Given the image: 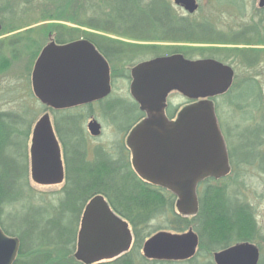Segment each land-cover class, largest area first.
<instances>
[{
  "label": "trees",
  "instance_id": "16d2710c",
  "mask_svg": "<svg viewBox=\"0 0 264 264\" xmlns=\"http://www.w3.org/2000/svg\"><path fill=\"white\" fill-rule=\"evenodd\" d=\"M107 1L111 16L105 18V23L90 17L79 23L81 30L57 25L52 31L55 33L54 41L64 44L74 40L75 34L80 33L81 38L90 41L112 68L120 60H123L122 65L130 64L132 59H123L121 48L134 46L116 41L108 35L149 43L144 48L156 56L178 53L186 59H193L192 55L199 52L203 56L201 58L223 61L231 55L247 67L257 63L254 54L264 53V50L252 48L257 44L247 38L228 41L211 25L196 22L190 15L177 14L165 0ZM261 22H264V17ZM158 43L176 45V51L160 54L156 51L160 48ZM261 45L264 46V40ZM5 48L3 41H0V65L4 62ZM39 50L40 46L37 45L34 58L38 56ZM249 85L254 91L256 87L253 82ZM232 90L233 85L223 96L230 95ZM134 109L137 118L143 116L135 104ZM28 110V107L21 109L17 114L0 112V227L6 235L20 242L13 264H82L73 258L80 217L87 202L96 195L105 198L111 210L130 225L133 234L132 247L127 253L113 261L98 264L143 263L140 251L144 241L161 230L150 229V223L156 217H162L166 223L165 228L170 231L183 233L191 229L198 236L196 255L187 264H203L202 260H197L198 255L202 258L206 252V255L211 256L214 252L240 242L256 244L262 252L258 264H264V235L260 234L247 204L230 196L225 182L231 172L221 179L209 177L201 181L197 186L196 213L192 216L178 215L174 210L175 195L168 190L145 183L132 170L120 173V169L110 163L109 159L105 161L96 157L92 162L85 161L82 123L81 161L75 166L66 165L65 183L55 193L54 202L48 196L38 195L28 184L25 146L29 127L36 115L26 122L24 115H27ZM40 112H45V108L41 107ZM253 135L254 142L239 144L238 150L264 152V113ZM240 137L241 133L238 139ZM234 149L227 152L231 171L233 159L236 158ZM263 154L253 157L249 153H242L237 166L256 162L259 170L264 173L261 167ZM256 158L260 159L261 166ZM4 209H8L6 215Z\"/></svg>",
  "mask_w": 264,
  "mask_h": 264
},
{
  "label": "water",
  "instance_id": "95a60500",
  "mask_svg": "<svg viewBox=\"0 0 264 264\" xmlns=\"http://www.w3.org/2000/svg\"><path fill=\"white\" fill-rule=\"evenodd\" d=\"M187 14H194L196 0H173ZM264 7V0H258ZM1 30V26H0ZM234 72L213 59L188 60L180 54L158 57L131 71V96L146 113L130 133L133 168L143 180L171 191L182 215L197 211L196 187L205 178L220 179L229 172L225 145L210 99L228 91ZM32 90L45 107L67 106L99 100L109 93L107 63L87 41L66 45L53 42L38 55L31 75ZM177 92L194 103L184 107L175 121L164 115L167 96ZM91 135L99 134L95 121L88 124ZM30 177L48 186L63 180L59 151L49 116L35 123L30 144ZM131 234L100 195L84 207L73 255L82 264H96L126 252ZM198 237L189 230L182 234L158 232L143 244V256L157 261H183L194 256ZM17 238L0 227V264H13L19 252ZM259 251L248 242L213 254L214 264H257Z\"/></svg>",
  "mask_w": 264,
  "mask_h": 264
},
{
  "label": "rangeland",
  "instance_id": "374dc122",
  "mask_svg": "<svg viewBox=\"0 0 264 264\" xmlns=\"http://www.w3.org/2000/svg\"><path fill=\"white\" fill-rule=\"evenodd\" d=\"M25 1L0 0V24L2 25L0 41H3L4 46H6L3 49L4 62L0 65V112L17 114L21 112V109L25 110L28 107V113L24 115L26 122H29L36 113L29 127L25 146L28 184L38 195L48 196L47 198L54 202L55 193L60 190V186H40L35 184L30 177L31 132L34 124L44 114V112H40L42 106L31 90V71L37 58V56L34 58L35 50L38 45L40 46L39 52L41 51L48 43L49 34L57 25L81 29L78 26L79 23L90 17L105 23L107 20L105 18L111 16V11L107 0H28L27 4ZM165 1L174 8L177 14L189 16L183 9L175 7L172 0ZM196 2L198 9L190 15L196 22L211 25L215 30L222 33L228 41H239L247 38L250 42L257 44L252 48L258 51L264 50V46L261 45L264 40V22H261L264 17V7H258V0H196ZM68 20L72 22L70 23ZM175 47L177 46L172 44H162L156 51L160 54H166L176 51L174 50ZM139 49L135 48V50ZM195 53L192 55L194 59L203 57L198 54L199 52ZM254 55L258 60L253 67L244 66L240 61L230 57L231 55L228 59L221 61L233 69V90L230 95L216 96L212 105L226 152L235 148L233 151L237 158L233 159V170L225 182L229 194L235 200L238 199L247 204L248 208L251 209L253 218H255L260 234L264 235V173L259 170L256 162L252 165L239 164L237 166V160L241 159L242 153H249L253 157H256V154L264 153L261 150L255 152H253L254 150L241 151L237 147L239 144L254 142L253 131L256 129V125L261 123V115L264 113V53ZM113 68L112 97L128 100L130 81L126 77L129 68L123 67L121 64H116ZM124 72L126 77L122 78ZM250 82H253L256 87L254 91L253 87L249 85ZM167 103L171 105L172 109L178 110L186 105L187 100L180 94L173 93L168 97ZM92 114L103 125L104 131L100 138L89 139L87 149L92 150L96 146L109 149L115 139L112 136L111 126L104 123L99 110H93ZM124 122V124L130 122V118L125 119ZM239 133H241V137L238 139ZM257 160L261 166L260 159ZM261 167L264 168V158ZM6 211L8 209H4L5 215L7 214ZM165 227L166 223L162 217H156L150 223V229L160 228L163 231H170ZM204 254L202 258L198 255L197 260H202L203 264L206 262L213 264L212 255H206V252ZM260 255H262L261 251ZM141 264L156 263L144 261Z\"/></svg>",
  "mask_w": 264,
  "mask_h": 264
},
{
  "label": "flooded vegetation",
  "instance_id": "af4514ba",
  "mask_svg": "<svg viewBox=\"0 0 264 264\" xmlns=\"http://www.w3.org/2000/svg\"><path fill=\"white\" fill-rule=\"evenodd\" d=\"M2 27V25H1ZM79 29V28H78ZM77 30V29H74ZM81 30V29H79ZM2 31V28L0 32ZM76 37L74 40L70 42H66L64 44H57L54 40L55 33H50L48 36V43L53 42L56 45H66L70 44L73 42L77 41H88L84 38H81V34L77 33L75 34ZM110 38H113L116 41L128 44V45H133V48H128L123 46L121 48L123 51L121 53L123 59L125 58H131L130 64L123 65V67L129 68V73L126 77V70L122 75V78L126 77L129 82V99L124 100L120 98L112 97L113 93V82H114V75H112V71L114 68H112L109 65V62L104 58V56L98 51V49L90 42L88 41L98 52V54L102 57L104 61H106L107 66L109 68V93L99 99V100H93L89 101L86 103L82 104H76L72 106H67L62 109H54L52 107H47L45 108V113L48 114L50 124L52 131L54 133V137L57 143V148L59 151V160L62 165V173H63V180L59 184H53V185H48L49 186H60V188L63 187L65 183V175L67 172V164H70L71 166H75L77 162L81 161V123H82V131H83V144H82V149L84 150V155H85V161L87 162H92L96 157H99L103 160H110V163H114L116 168L120 169V173H124L127 170H132L133 169V157H132V151L128 145V138L131 133V131L142 121L146 118V113L140 111L139 105L134 101V99L131 96V91H130V86L132 83V76H131V71L133 68L136 66L148 62L150 60L156 59L158 57H163L164 55H154L155 53L153 52L151 54L148 49L144 48V45H149V43H144L141 41H137L135 39H129V38H124V37H118V36H110ZM161 46L162 44H157ZM128 48V49H126ZM135 48H140L139 50H135ZM145 49V50H144ZM124 54L127 56L124 57ZM139 58V59H138ZM137 60V61H136ZM122 61L120 60L117 62V65L121 64L122 66ZM136 62V63H135ZM31 79V78H30ZM126 80V79H125ZM176 92H172L168 95V97ZM167 97V99H168ZM134 104L137 107V110L139 113H142L143 116L140 118H137L135 109H134ZM189 104V101H187L186 105ZM186 105L182 106L181 108L177 109H172L171 105L167 103L166 100V105L164 109V115L166 119L169 122L175 121L179 111L185 107ZM99 110L101 113V119L104 121L105 124H109L111 126L110 128L112 129V136L115 138L113 140V143L111 144V147L109 149H105L104 147H93L92 150L87 149V143L89 139L96 140L100 138V136L103 133V125L99 123L92 114L93 110ZM130 118V122L124 124V120L127 118ZM87 120L86 128L84 127V124ZM91 121H95L99 125V134L97 136L91 135V132L89 131L88 124ZM33 130V129H32ZM32 136V132H31ZM31 141V138H30ZM91 157V159H90ZM72 169H75L72 167ZM145 182V181H144ZM147 183V182H145ZM148 184L152 186H156L157 188L164 189L161 186H157L155 184H152L148 182ZM175 204H176V199L174 202V210H175ZM131 229V228H130ZM132 234V233H131ZM133 240V237H132ZM144 259V258H143ZM146 262L150 263H156V264H177V263H183L187 264L188 261H183V262H155L151 260H146Z\"/></svg>",
  "mask_w": 264,
  "mask_h": 264
}]
</instances>
